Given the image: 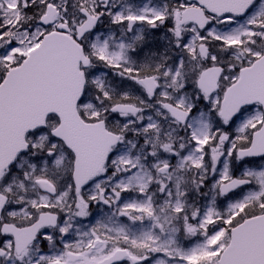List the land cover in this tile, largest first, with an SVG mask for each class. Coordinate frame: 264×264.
I'll return each instance as SVG.
<instances>
[{
  "label": "snow or ice",
  "instance_id": "6c2138e0",
  "mask_svg": "<svg viewBox=\"0 0 264 264\" xmlns=\"http://www.w3.org/2000/svg\"><path fill=\"white\" fill-rule=\"evenodd\" d=\"M0 264H264V0H0Z\"/></svg>",
  "mask_w": 264,
  "mask_h": 264
}]
</instances>
